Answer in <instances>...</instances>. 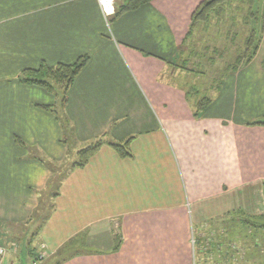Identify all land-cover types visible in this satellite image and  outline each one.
<instances>
[{
	"label": "crops",
	"instance_id": "crops-1",
	"mask_svg": "<svg viewBox=\"0 0 264 264\" xmlns=\"http://www.w3.org/2000/svg\"><path fill=\"white\" fill-rule=\"evenodd\" d=\"M201 1L152 0L105 20L97 0H0V244L10 263L27 253L33 264L42 246L49 264L253 263L254 246L230 227L264 215V126L254 125L264 123V36L196 111L168 72ZM84 55L64 102L59 89L23 81L26 69ZM129 139L131 157L108 146ZM97 140L86 165L61 176L67 156ZM25 238L38 250L21 248Z\"/></svg>",
	"mask_w": 264,
	"mask_h": 264
},
{
	"label": "trees",
	"instance_id": "trees-1",
	"mask_svg": "<svg viewBox=\"0 0 264 264\" xmlns=\"http://www.w3.org/2000/svg\"><path fill=\"white\" fill-rule=\"evenodd\" d=\"M151 2L152 0H116L113 17H118L122 14L134 11L143 5L150 4ZM229 12L233 15H230V18H226V14H229ZM213 20H215L217 24L222 23L228 25L227 27L229 30L230 28L238 29L232 34H226V38L230 40L231 44H234L237 54H234L235 56L233 55L232 63H230L225 69L226 71H224L226 72L224 73L225 75L228 72H234L239 67L249 63L257 54L264 36V0L201 1L191 13L190 24L185 35L184 44L193 35L194 31L201 26L207 28ZM239 35L241 37L240 42L235 44V40ZM88 60V56L84 55L79 57L73 64L47 66L45 63H42L37 69L24 70L23 81L31 85H36L44 89L46 92L53 93L57 88L62 89V101L64 102V96L67 89L72 85L74 79L87 64ZM223 78L224 76H221L220 80ZM209 103L210 99L208 97L202 98L196 104V111L203 110ZM254 125L264 126V123H256ZM130 141L131 139L123 143H110L108 146L111 147L119 157L128 158L131 157L129 152ZM104 144L105 143L102 140H97L79 150L74 167H84L88 160ZM263 221L264 215L260 217L246 218L245 221H241L240 223H242L243 227L249 228L250 231H254L252 237L255 239L256 233L261 232L264 235Z\"/></svg>",
	"mask_w": 264,
	"mask_h": 264
},
{
	"label": "rangeland",
	"instance_id": "rangeland-1",
	"mask_svg": "<svg viewBox=\"0 0 264 264\" xmlns=\"http://www.w3.org/2000/svg\"><path fill=\"white\" fill-rule=\"evenodd\" d=\"M230 15L233 14H231V12L226 14V18H230ZM227 26L228 25H224L222 23L217 24V22L213 20L207 28H205V26H201L199 29L194 31L193 35L185 42L183 46V53L173 61L172 66L174 68L168 72L171 81L177 85H182L185 87L188 90V93L185 94H189L191 99L195 102H198L205 97L209 98L212 95L210 90L211 88L209 87L213 84L217 85L221 76H225V69L230 63H232L233 55L237 54L234 44L230 43V40L226 38V34H232L238 29L230 28L229 30ZM240 38L241 37L239 35L235 40V44L240 42ZM59 90V95L62 97V89ZM72 150V148L69 149V151ZM76 160V155L71 152L67 156V160L64 165H62L61 176L65 174V171H67ZM239 215L240 214H238V216ZM245 220L246 218L237 219L236 223L232 224V227L230 228L232 230L233 228L236 229V232L240 236L237 239L238 244H252V246H254L253 250L251 251V256L247 255L246 259L248 261L252 260V264H264V235L261 232H255L256 237L254 239L252 237L254 231H250L249 228L243 227L242 223H240L241 221ZM224 224H222V228L226 227L227 230L230 229V224ZM245 237H247L246 240L244 239ZM29 241V238L21 240V248H24L25 250L27 248V244L30 243ZM29 245L30 249L38 248V242L36 239ZM42 254L43 258L41 259L37 258V253L34 255L33 264L46 259V254ZM27 262L28 254L25 253L23 264H27ZM51 262L52 260H45L40 264H49ZM242 264L244 263L242 262Z\"/></svg>",
	"mask_w": 264,
	"mask_h": 264
},
{
	"label": "built area",
	"instance_id": "built-area-1",
	"mask_svg": "<svg viewBox=\"0 0 264 264\" xmlns=\"http://www.w3.org/2000/svg\"><path fill=\"white\" fill-rule=\"evenodd\" d=\"M115 2L116 0H97L98 6L105 20H108V18L113 14ZM9 251L10 250H8L5 246L0 244V264H12L7 259ZM43 251L44 250L42 246L37 253V258H43Z\"/></svg>",
	"mask_w": 264,
	"mask_h": 264
}]
</instances>
